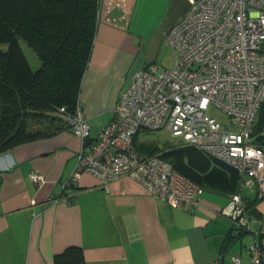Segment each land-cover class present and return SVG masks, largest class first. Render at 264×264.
<instances>
[{
    "label": "crops",
    "instance_id": "obj_1",
    "mask_svg": "<svg viewBox=\"0 0 264 264\" xmlns=\"http://www.w3.org/2000/svg\"><path fill=\"white\" fill-rule=\"evenodd\" d=\"M189 3L128 0L126 20L97 24L79 91L87 141L112 119L131 67L144 66L141 45L164 38ZM170 14L175 18L167 22ZM82 143L63 127L0 154V264H54V254L68 246L81 248L84 264H252L250 244L241 243L246 233L236 234L230 220L215 216L229 201L222 191L207 188L201 205L189 210L154 197L128 176L103 186L84 172L64 187ZM32 172L43 183L33 181ZM248 190L254 194L241 195L257 199L259 216L252 220L264 233V197Z\"/></svg>",
    "mask_w": 264,
    "mask_h": 264
},
{
    "label": "built area",
    "instance_id": "obj_2",
    "mask_svg": "<svg viewBox=\"0 0 264 264\" xmlns=\"http://www.w3.org/2000/svg\"><path fill=\"white\" fill-rule=\"evenodd\" d=\"M128 0H96V23L126 20ZM114 10L120 13L115 14ZM176 52L174 65L149 64L129 71L112 119L89 140L90 125L77 102L68 129L83 141L70 177L94 175L103 186L121 176L141 184L154 197L195 210L205 189L177 172L159 154L136 149L141 130L166 128L184 144L236 168L239 189L215 211L237 232L251 233L252 264H264V233L245 210L242 187L264 197V146L253 142L252 127L264 101V0H190L184 16L164 36ZM217 109L227 125L209 112ZM38 184L44 177L35 172ZM237 263L238 256L233 255Z\"/></svg>",
    "mask_w": 264,
    "mask_h": 264
},
{
    "label": "trees",
    "instance_id": "obj_3",
    "mask_svg": "<svg viewBox=\"0 0 264 264\" xmlns=\"http://www.w3.org/2000/svg\"><path fill=\"white\" fill-rule=\"evenodd\" d=\"M96 26V0H0V44L7 45L0 50V154L68 128L67 115L75 112L79 102ZM22 44L36 56L37 68L31 67ZM47 115L52 116L43 126L52 128L28 129L30 119ZM139 133L134 138L138 151L159 154L177 172L204 188L226 194L238 191L240 174L233 166L183 142L164 147L140 142ZM251 135L253 142L264 146V101ZM243 200L249 217H258L257 199ZM53 263L84 264L82 250L68 246L54 254Z\"/></svg>",
    "mask_w": 264,
    "mask_h": 264
},
{
    "label": "rangeland",
    "instance_id": "obj_4",
    "mask_svg": "<svg viewBox=\"0 0 264 264\" xmlns=\"http://www.w3.org/2000/svg\"><path fill=\"white\" fill-rule=\"evenodd\" d=\"M173 18H175V14H170L167 18L166 21H170ZM167 32V30H166ZM165 36V35H164ZM23 50L25 52V55L27 59L29 60L32 68H36V64L38 63V60L32 50L27 47L25 44H22ZM7 48L6 44H0V50H5ZM175 55L176 52L174 51L173 48L169 47L164 43V38L162 37L159 40H153L151 42H148L144 45H141L140 50H139V56L142 59V62L145 65L149 64H156L158 66V70H163V69H169L174 65L175 61ZM209 112L213 114L223 126L227 125V117L224 115L222 112H220L217 109L210 108ZM52 115H47L42 118H33L30 119L27 123L28 129L29 130H34L37 127H40L41 129H50L52 127H44V123H48L50 120V117ZM138 140L140 142H153L158 144L160 147H164L166 145H177L180 142H182V139L180 137L172 136L171 132L168 131L166 128H161L159 130L151 131V132H140L138 135ZM242 195L245 196H252L254 193L250 192L247 187H242ZM204 192L207 191V188L203 190ZM241 243L248 247L249 244L252 243V236L250 233H246L243 238ZM239 245V242H238ZM244 253L246 254V251L244 250Z\"/></svg>",
    "mask_w": 264,
    "mask_h": 264
},
{
    "label": "water",
    "instance_id": "obj_5",
    "mask_svg": "<svg viewBox=\"0 0 264 264\" xmlns=\"http://www.w3.org/2000/svg\"><path fill=\"white\" fill-rule=\"evenodd\" d=\"M139 66H140V65H139V62L135 63V64L131 67V70H130V71L134 70L135 68H137V67H139ZM253 225H254V228H255V229H258V230H259V228H260V222H259V221L253 222Z\"/></svg>",
    "mask_w": 264,
    "mask_h": 264
}]
</instances>
